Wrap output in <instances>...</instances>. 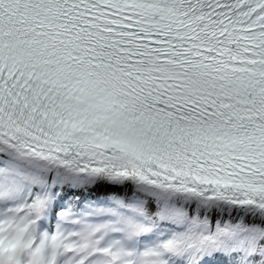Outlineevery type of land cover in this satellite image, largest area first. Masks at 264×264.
Returning a JSON list of instances; mask_svg holds the SVG:
<instances>
[{
  "label": "snow or ice",
  "instance_id": "1",
  "mask_svg": "<svg viewBox=\"0 0 264 264\" xmlns=\"http://www.w3.org/2000/svg\"><path fill=\"white\" fill-rule=\"evenodd\" d=\"M0 264H264V0H0Z\"/></svg>",
  "mask_w": 264,
  "mask_h": 264
}]
</instances>
